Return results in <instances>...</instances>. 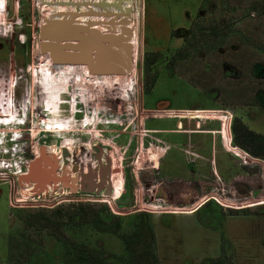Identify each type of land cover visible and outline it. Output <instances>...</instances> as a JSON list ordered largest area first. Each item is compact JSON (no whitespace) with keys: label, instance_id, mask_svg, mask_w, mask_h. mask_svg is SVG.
I'll return each instance as SVG.
<instances>
[{"label":"rangeland","instance_id":"374dc122","mask_svg":"<svg viewBox=\"0 0 264 264\" xmlns=\"http://www.w3.org/2000/svg\"><path fill=\"white\" fill-rule=\"evenodd\" d=\"M252 1L262 0H0L3 81L13 69L23 74L17 104L30 89L31 105L18 130L0 128V157L12 159L0 163V264H12L14 238L33 245L28 264H60L63 246L27 227L19 209L90 200L107 203L115 214L143 210L150 197L139 166L153 145L161 152L163 180H199L208 194L246 197L254 190L264 197L263 184L243 181L249 158L234 144L231 128L239 116L264 134V51L254 45L264 44V5L254 11ZM211 17L234 19L238 31L217 50L174 60L192 24ZM146 52L162 54L149 95ZM12 117L23 118L19 111ZM106 156L113 161L106 181L113 193L84 191L83 174L97 171L98 183ZM12 193L22 207H9ZM149 207L162 264L220 256L222 230L234 264H264V199L250 215L224 210L219 229L203 225L192 206ZM73 232L109 258L122 252L118 238L89 225Z\"/></svg>","mask_w":264,"mask_h":264},{"label":"trees","instance_id":"16d2710c","mask_svg":"<svg viewBox=\"0 0 264 264\" xmlns=\"http://www.w3.org/2000/svg\"><path fill=\"white\" fill-rule=\"evenodd\" d=\"M259 4L264 5V0L252 1L249 7L256 11ZM237 31L236 22L232 18L226 17L224 21L215 17L200 18V21L192 24L184 37L183 46L176 50L172 58L182 61L203 51L217 50L223 47L227 39ZM254 45L264 51V44L255 42ZM161 55L160 52L145 53L143 84L146 95L154 90L160 78V73L154 69V66ZM1 85L6 92L8 81L2 80ZM231 128L234 144L249 158L243 165L248 172V176L243 181L251 185L263 184L260 191L263 192L264 134L252 129L239 116L233 119ZM160 154L157 146H151L144 153L139 166V172L145 178V195L150 197L149 203H146L143 210L121 215L110 211L105 202L71 201L51 208H22L19 209L18 214L27 227L47 233L63 246L60 264H162L158 251L156 224L150 205H169L180 211L192 206L196 208L198 219L203 225L219 229L224 210H228L230 215H250L253 202L262 197L254 190L246 197H238L235 194L225 196L208 194L205 193L204 183L199 180L168 176L163 180V176H160ZM238 180L242 181V179ZM176 194L179 200L175 198ZM191 198H194L195 202L192 205L185 204ZM183 201L184 204H181L180 202ZM83 224L91 226L100 234L118 238L123 245L122 252L109 258L106 249H99L79 240L73 231ZM221 238L220 256L206 257L201 264H234L228 251L230 243L223 230ZM10 248L12 264H28L35 255L34 247L28 240L14 238Z\"/></svg>","mask_w":264,"mask_h":264},{"label":"built area","instance_id":"2783aa9c","mask_svg":"<svg viewBox=\"0 0 264 264\" xmlns=\"http://www.w3.org/2000/svg\"><path fill=\"white\" fill-rule=\"evenodd\" d=\"M11 71L12 72L10 74V77L8 78V89L5 92L3 90L2 85H1V81L5 79V77H4V72L5 71H4L3 68L0 67V123H2L3 121H7V120L10 121V122H13L15 120V118L12 117V116L8 117V114L14 112L16 110V108H18L19 111L22 110V115H23L22 120L24 118H26V115H27V112L25 110V103H26V99L25 98H21L19 105L17 104V106H14L15 105V103H14L15 89L14 88H16V86H17V89H18V87L21 84L20 80L23 79L24 75L23 74H18L17 71L14 70V69L11 70ZM6 93H7V95H5V97H4L3 95L6 94ZM26 94L27 93H25V95ZM16 97H17V95H16ZM15 113H16V111H15ZM18 120H16V121H18ZM16 121H14V122L16 123ZM4 136H5L4 133L0 131V140H2ZM0 147L3 148V145L0 144ZM11 160H8L7 158H1L0 157V163H7V162L12 163ZM17 196H18V193H17ZM17 196L14 195V193H12L11 200H10V203H9V207L11 209H17V208L22 207L20 205L21 203H14L13 202V201L16 202V200L18 198ZM262 199H264V197L258 198L257 200H255L253 202V204L258 202L259 200H262ZM88 201H90V200H88ZM30 202H32V201H28L26 204H29Z\"/></svg>","mask_w":264,"mask_h":264},{"label":"water","instance_id":"95a60500","mask_svg":"<svg viewBox=\"0 0 264 264\" xmlns=\"http://www.w3.org/2000/svg\"><path fill=\"white\" fill-rule=\"evenodd\" d=\"M67 153V150H65V154ZM104 155V150L103 147H99V153L97 155V159L98 161H101L102 156ZM106 160H107V164L103 165L101 164L100 167V181L97 183V181L95 179L98 178V172L94 171L93 169L89 170V173H84V181L86 183V185L83 184L82 189L84 191H89V192H95L96 189H98L97 192H102L105 190V193L107 194H111L113 193V185L107 184L106 187V181H108V175L112 174L113 171V161L111 159V157L106 156ZM47 162H52L49 158H46ZM53 168H55L56 171V167L58 166V164H52ZM54 174H57L56 172ZM55 179H57V175L54 176ZM60 178V177H59ZM65 184H67V182L65 181ZM87 187V188H86Z\"/></svg>","mask_w":264,"mask_h":264},{"label":"bare ground","instance_id":"6f19581e","mask_svg":"<svg viewBox=\"0 0 264 264\" xmlns=\"http://www.w3.org/2000/svg\"><path fill=\"white\" fill-rule=\"evenodd\" d=\"M15 89V95H14V103H15V105L14 106H17V97H16V95H17V86H16V88H14ZM29 93L28 94H26L25 96H24V98L26 99V103H25V110H26V112H27V115L26 116H28L29 115V113H30V111H31V105H30V89H29V91H28ZM16 112L17 111H19L18 110V108H16V110H15ZM14 111V112H15ZM13 112V113H14ZM20 113H21V117H23V115H22V110L21 111H19ZM13 113H9L8 114V117H11V116H13ZM7 117V118H8ZM15 118V120L14 121H16V120H18L19 119V117L17 118V117H14ZM25 119V118H24ZM23 119V120H24ZM10 122V121H3L2 123H0V128L1 127H5V128H7V129H11V128H14V129H19V124H20V122L22 121V119H19L18 121H16V123L15 122Z\"/></svg>","mask_w":264,"mask_h":264}]
</instances>
